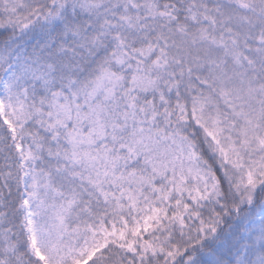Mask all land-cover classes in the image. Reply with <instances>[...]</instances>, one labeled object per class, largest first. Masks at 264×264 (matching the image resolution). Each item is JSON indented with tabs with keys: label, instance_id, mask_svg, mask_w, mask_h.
<instances>
[{
	"label": "snow or ice",
	"instance_id": "6c2138e0",
	"mask_svg": "<svg viewBox=\"0 0 264 264\" xmlns=\"http://www.w3.org/2000/svg\"><path fill=\"white\" fill-rule=\"evenodd\" d=\"M0 264H264V0H0Z\"/></svg>",
	"mask_w": 264,
	"mask_h": 264
}]
</instances>
